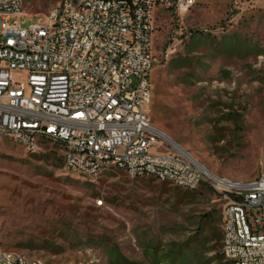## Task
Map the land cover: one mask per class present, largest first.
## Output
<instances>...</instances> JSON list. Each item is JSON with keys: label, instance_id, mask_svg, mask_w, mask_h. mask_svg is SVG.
Listing matches in <instances>:
<instances>
[{"label": "rangeland", "instance_id": "rangeland-1", "mask_svg": "<svg viewBox=\"0 0 264 264\" xmlns=\"http://www.w3.org/2000/svg\"><path fill=\"white\" fill-rule=\"evenodd\" d=\"M22 4L41 15L59 0ZM151 45V123L213 174L264 173V0H195L178 17L161 13ZM205 183L186 189L122 171L88 181L65 173L54 144L28 152L1 136L0 240L69 264H232L212 240L222 195Z\"/></svg>", "mask_w": 264, "mask_h": 264}, {"label": "built area", "instance_id": "built-area-1", "mask_svg": "<svg viewBox=\"0 0 264 264\" xmlns=\"http://www.w3.org/2000/svg\"><path fill=\"white\" fill-rule=\"evenodd\" d=\"M22 3L0 0V137L28 152L54 144L65 173L88 181L122 171L188 189L208 182L223 199V258L264 264V173L232 179L205 172L148 116L155 18L178 17L195 0H59L41 15L24 12ZM157 139L164 145L153 150ZM0 264L69 263L0 240Z\"/></svg>", "mask_w": 264, "mask_h": 264}, {"label": "bare ground", "instance_id": "bare-ground-1", "mask_svg": "<svg viewBox=\"0 0 264 264\" xmlns=\"http://www.w3.org/2000/svg\"><path fill=\"white\" fill-rule=\"evenodd\" d=\"M160 135H162V136L165 138V140H166L167 142H169L170 144H172V145L178 147L180 150H182V151H183L188 157H190L193 161H195L196 164H198V166H199L200 168H202L203 171H205V172H210V171H208L207 169H205V167H204L201 163H199V161H198L195 157H193L189 152H187V150H185V149H184L183 147H181L179 144H177V143H173L172 139H171L170 137H168V135L166 136V135H165L164 133H162V132H160Z\"/></svg>", "mask_w": 264, "mask_h": 264}, {"label": "trees", "instance_id": "trees-1", "mask_svg": "<svg viewBox=\"0 0 264 264\" xmlns=\"http://www.w3.org/2000/svg\"><path fill=\"white\" fill-rule=\"evenodd\" d=\"M194 5V4H193ZM200 184H204V186L206 185V183H205V181H201L198 185H200ZM197 185V186H198ZM196 186V187H197ZM196 187H194V188H196ZM194 188H192V189H194ZM186 189H188V188H186ZM220 218H221V211H220V213H219V220H220ZM220 238H221V232L219 231V232H217L215 235H214V237H213V243H215V245H219V247H220ZM219 255H222L221 254V252L219 253Z\"/></svg>", "mask_w": 264, "mask_h": 264}]
</instances>
